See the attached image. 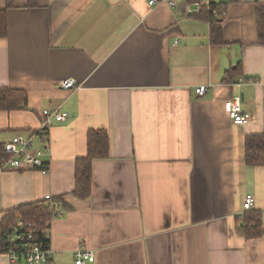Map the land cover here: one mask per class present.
Listing matches in <instances>:
<instances>
[{"label": "crops", "instance_id": "1", "mask_svg": "<svg viewBox=\"0 0 264 264\" xmlns=\"http://www.w3.org/2000/svg\"><path fill=\"white\" fill-rule=\"evenodd\" d=\"M148 1L0 0V88L27 95L26 109L0 110V143L36 133L43 110L68 114L47 145L33 138L46 148V175L0 172V222L51 195L63 207L50 222L54 264H74L80 245L93 264H264V234L238 229L247 194L264 228V166L245 162L246 138L264 134L257 0H208L224 8L216 38L188 0ZM237 66L234 83L224 81ZM66 79L78 89H60ZM236 96L244 125L224 113ZM91 130L106 131L108 156L92 162L91 195L80 200L75 163ZM0 264L24 263L0 253Z\"/></svg>", "mask_w": 264, "mask_h": 264}, {"label": "built area", "instance_id": "2", "mask_svg": "<svg viewBox=\"0 0 264 264\" xmlns=\"http://www.w3.org/2000/svg\"><path fill=\"white\" fill-rule=\"evenodd\" d=\"M160 3L173 7L176 5V0L148 1L149 6ZM204 7L211 10L213 17L216 19H220L224 15V12L220 11V5L211 4L208 0H194L188 4L187 10L191 15H198ZM59 87L62 90L78 89V85L71 79L61 81ZM207 91V86H199L195 89L198 97L204 96ZM240 104L241 97L236 96L225 101L223 105L224 113L234 125H244L248 122V115L242 113ZM41 118V126L36 133L16 134L8 142L4 143L3 149L8 158L0 165V172L10 169L37 171L43 175L49 172V163L44 160L46 148L35 149L33 138L34 136H39L44 139L43 143L47 145L49 127L53 123L64 122L68 118V114L59 108L52 111L43 110ZM44 201H46L50 211V218L45 227L40 228L39 225L19 219L5 235L3 253L12 262L54 264L50 249V222L53 218L62 214L63 207L61 201L55 200L51 195H46ZM254 205L253 196L245 195L238 218H242L245 213L253 210ZM94 261V254L82 245L74 252V264H93Z\"/></svg>", "mask_w": 264, "mask_h": 264}, {"label": "trees", "instance_id": "3", "mask_svg": "<svg viewBox=\"0 0 264 264\" xmlns=\"http://www.w3.org/2000/svg\"><path fill=\"white\" fill-rule=\"evenodd\" d=\"M190 3L194 0H188ZM256 30L258 43L264 45V0H257L255 3ZM223 10V6L220 8ZM212 25L211 36H219L220 21L213 17L211 10L202 8L199 15L196 16ZM8 33L7 14L5 10H0V39L6 38ZM240 72V67L229 69L225 73L224 81L234 83L235 77ZM27 108V95L22 90H11L0 88V110L13 111L24 110ZM3 145L0 143V165L8 158L4 152ZM108 156V135L105 130H91L87 133V153L84 158L76 160L74 174V190L72 196L87 200L91 195L92 187V162L96 159H105ZM245 162L247 166H264V134L249 136L245 140ZM55 200L61 201L62 198ZM50 218V211L46 201L37 204L22 205L8 212L0 222V253L5 248L4 238L15 225L17 220L31 222L45 227ZM240 234L245 239L260 238L264 234L263 223L260 213L251 210L244 214V217L238 225Z\"/></svg>", "mask_w": 264, "mask_h": 264}]
</instances>
